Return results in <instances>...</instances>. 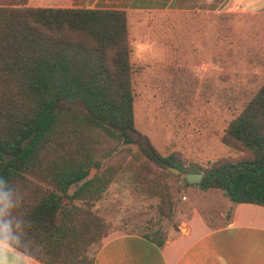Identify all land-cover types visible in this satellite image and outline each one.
<instances>
[{
  "label": "trees",
  "instance_id": "16d2710c",
  "mask_svg": "<svg viewBox=\"0 0 264 264\" xmlns=\"http://www.w3.org/2000/svg\"><path fill=\"white\" fill-rule=\"evenodd\" d=\"M129 15L0 0V240L43 264H94L89 248L97 243V256L107 235L94 209L122 174L154 193L144 162L167 176L203 174L202 191L264 206V85L224 138L248 159L202 169L163 155L136 126ZM106 142L115 147L103 151ZM121 147L139 169L110 163ZM159 193L169 219L170 193Z\"/></svg>",
  "mask_w": 264,
  "mask_h": 264
},
{
  "label": "rangeland",
  "instance_id": "374dc122",
  "mask_svg": "<svg viewBox=\"0 0 264 264\" xmlns=\"http://www.w3.org/2000/svg\"><path fill=\"white\" fill-rule=\"evenodd\" d=\"M129 37L139 132L163 155L178 153L202 169L248 159L247 152L230 147L224 138L264 85V13L130 14ZM114 147L106 142L103 151ZM115 150L111 164L123 171L139 169L129 150ZM144 163L154 193L137 190L122 174L97 203L94 213L107 223L106 238L136 234L158 243L179 230L195 208L209 215V199L221 203V195L210 197L213 191L187 187L185 176H167ZM161 188L173 203L169 219L160 213ZM221 219L225 223L227 216ZM96 249L97 243L89 248L91 260Z\"/></svg>",
  "mask_w": 264,
  "mask_h": 264
},
{
  "label": "crops",
  "instance_id": "0c3cea01",
  "mask_svg": "<svg viewBox=\"0 0 264 264\" xmlns=\"http://www.w3.org/2000/svg\"><path fill=\"white\" fill-rule=\"evenodd\" d=\"M29 6L130 14L264 13V0H29ZM213 192L210 197L221 195V203L209 199V215L195 208L179 230L160 241L163 245L136 234L105 237L94 264H264V206L234 204L222 192ZM0 264L43 263L0 240Z\"/></svg>",
  "mask_w": 264,
  "mask_h": 264
},
{
  "label": "water",
  "instance_id": "95a60500",
  "mask_svg": "<svg viewBox=\"0 0 264 264\" xmlns=\"http://www.w3.org/2000/svg\"><path fill=\"white\" fill-rule=\"evenodd\" d=\"M20 150L17 151L19 153ZM169 172L173 173L175 176H185L186 177V182L189 185H198L202 182L203 180V174L199 173H188L184 174L181 170L174 168V167H168Z\"/></svg>",
  "mask_w": 264,
  "mask_h": 264
},
{
  "label": "clouds",
  "instance_id": "9594fccd",
  "mask_svg": "<svg viewBox=\"0 0 264 264\" xmlns=\"http://www.w3.org/2000/svg\"><path fill=\"white\" fill-rule=\"evenodd\" d=\"M6 201V196L5 194L0 191V204L4 203Z\"/></svg>",
  "mask_w": 264,
  "mask_h": 264
}]
</instances>
